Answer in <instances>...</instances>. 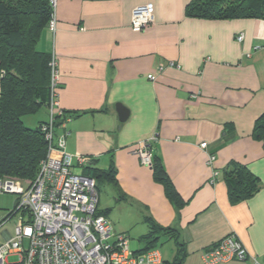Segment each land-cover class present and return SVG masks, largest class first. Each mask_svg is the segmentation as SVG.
Wrapping results in <instances>:
<instances>
[{
  "label": "crops",
  "instance_id": "1",
  "mask_svg": "<svg viewBox=\"0 0 264 264\" xmlns=\"http://www.w3.org/2000/svg\"><path fill=\"white\" fill-rule=\"evenodd\" d=\"M189 1L57 0L56 30L43 29L39 46L57 61L58 106L69 117L58 137L67 153L114 168L111 183L146 223L145 234L148 218L175 231L171 263L177 243L181 263L199 264L207 247L232 234L248 258L218 264H249L251 256L264 264V145L252 135L264 113V19L191 17ZM145 3L153 4V19L133 31L131 11ZM118 102L129 110L123 122ZM154 132L153 162L181 201L167 195L133 152ZM230 163L259 179L255 192L235 201L224 174ZM212 168L218 174L210 181ZM105 203L98 211L110 220Z\"/></svg>",
  "mask_w": 264,
  "mask_h": 264
},
{
  "label": "built area",
  "instance_id": "2",
  "mask_svg": "<svg viewBox=\"0 0 264 264\" xmlns=\"http://www.w3.org/2000/svg\"><path fill=\"white\" fill-rule=\"evenodd\" d=\"M49 1L53 11L47 29L54 33L57 0ZM153 12L152 3L135 6L131 11L132 30H144L151 23ZM242 37L239 34L237 39L241 40ZM49 65L51 122L46 133L49 141L46 156L39 162L37 175L30 183L23 185L19 180L0 178V191L19 195L17 204L2 223L21 211L14 221L13 234L3 231L5 240L0 245V264H162L163 257L158 248L132 250L127 236L116 233L110 220L97 214L95 179L84 175L82 169L89 163V159L67 153L62 136L54 143L52 117L57 112L61 114L56 92L59 71L54 55ZM148 78L153 80L155 76L149 74ZM156 138L157 133L154 132L137 143L133 152L141 164L152 166L150 146ZM206 146L205 141L199 143L203 150ZM214 159V154H208L207 164L212 166ZM217 174L218 170L212 168L210 181ZM246 258V249L232 234L207 247L202 254L205 264ZM249 264L261 263L255 256H251Z\"/></svg>",
  "mask_w": 264,
  "mask_h": 264
},
{
  "label": "trees",
  "instance_id": "3",
  "mask_svg": "<svg viewBox=\"0 0 264 264\" xmlns=\"http://www.w3.org/2000/svg\"><path fill=\"white\" fill-rule=\"evenodd\" d=\"M53 7L49 0H0V178L30 183L39 170V162L46 156L49 141L47 129L51 122V66L52 53L42 50L39 40L47 28ZM186 14L205 19L259 17L264 19V0H190ZM56 61V59H55ZM56 68L57 61H56ZM60 80V77H59ZM59 87V81L57 82ZM57 99H58V91ZM47 110L46 120H39L34 128L23 124L22 117L33 114L41 107ZM61 109L52 117L53 128L59 119L67 120ZM252 135L264 145V113L256 118ZM153 176L161 182L170 198L181 201L164 169L152 162ZM84 175L114 182L113 167L100 169L89 163L83 167ZM228 178L231 200L251 195L259 188V179L239 163H230L224 169ZM97 214H101L97 208ZM150 231L143 236L147 245L140 250L155 247L161 233L175 237L173 229L162 227L146 219ZM177 252L171 264H181L183 245L177 243ZM165 261H163L164 263ZM162 263V264H163Z\"/></svg>",
  "mask_w": 264,
  "mask_h": 264
},
{
  "label": "rangeland",
  "instance_id": "4",
  "mask_svg": "<svg viewBox=\"0 0 264 264\" xmlns=\"http://www.w3.org/2000/svg\"><path fill=\"white\" fill-rule=\"evenodd\" d=\"M46 113L47 110L43 106L33 114H26L22 117L23 124L27 127L34 128L38 125V121L43 119L46 120ZM59 122H62V119H59ZM61 124V123H60ZM60 124L55 127L54 132V143L56 142L60 131ZM23 185L24 182L19 180ZM97 182V194L99 198V205L97 206L98 210L105 206V202L109 203L111 207V211L109 214H112L110 217V221L112 222V229L116 233L125 234L129 241V246L132 250H140L147 245V239L143 238V235L147 232L146 223L137 217V212H135L134 207L132 208L133 211H130L128 205H126L122 199L121 192L116 193V189L114 188L111 181L103 179V178H96ZM19 195L16 193L4 192L0 191V245L4 242L5 236L3 231L7 230L10 234L14 232V221L16 217L21 214V211H18L14 217V215L7 220L6 222L2 223L7 214L14 208L17 204ZM117 198L118 201L115 199ZM112 212V213H111ZM130 213V214H129ZM107 215V213H105ZM157 236V240L155 241V248H158L163 256L165 262L163 264H171L175 244L174 238L168 237L161 233H155ZM113 237H111V240ZM181 264H188V263H181ZM199 264H204L203 262H199Z\"/></svg>",
  "mask_w": 264,
  "mask_h": 264
},
{
  "label": "water",
  "instance_id": "5",
  "mask_svg": "<svg viewBox=\"0 0 264 264\" xmlns=\"http://www.w3.org/2000/svg\"><path fill=\"white\" fill-rule=\"evenodd\" d=\"M115 110L117 112V116L120 122H123L128 118L129 110L121 103L118 102L115 104Z\"/></svg>",
  "mask_w": 264,
  "mask_h": 264
}]
</instances>
